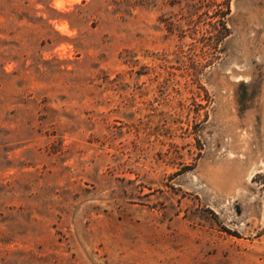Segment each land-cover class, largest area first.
<instances>
[{
	"label": "rangeland",
	"instance_id": "374dc122",
	"mask_svg": "<svg viewBox=\"0 0 264 264\" xmlns=\"http://www.w3.org/2000/svg\"><path fill=\"white\" fill-rule=\"evenodd\" d=\"M0 264H264V0H0Z\"/></svg>",
	"mask_w": 264,
	"mask_h": 264
}]
</instances>
